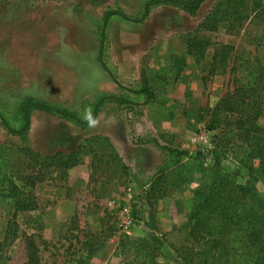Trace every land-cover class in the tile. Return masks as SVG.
<instances>
[{"label": "rangeland", "instance_id": "1", "mask_svg": "<svg viewBox=\"0 0 264 264\" xmlns=\"http://www.w3.org/2000/svg\"><path fill=\"white\" fill-rule=\"evenodd\" d=\"M149 1L0 0V264H132L147 255L200 264L197 191L223 173L242 185L258 167L235 119L211 132L206 121L246 77L232 68L264 43V0H204L192 12L153 5L145 16ZM108 12L119 15L105 24ZM224 46L227 70L213 72ZM145 86L149 104L136 93ZM100 101L91 126L39 110L22 134L5 126L22 129L25 103L88 122ZM257 125L264 129V113ZM258 190L264 197V180ZM13 195L36 210L16 214Z\"/></svg>", "mask_w": 264, "mask_h": 264}, {"label": "trees", "instance_id": "2", "mask_svg": "<svg viewBox=\"0 0 264 264\" xmlns=\"http://www.w3.org/2000/svg\"><path fill=\"white\" fill-rule=\"evenodd\" d=\"M204 0H150L145 6V16L153 5L173 4L192 12L199 8ZM264 13V9H263ZM119 15L108 12L105 24L109 19ZM264 24L263 14L256 15ZM205 23L202 25L204 26ZM104 35H102L103 39ZM264 39V36H262ZM257 54L253 60H242L232 72L242 71L246 77L235 86L232 93L223 98L210 112L206 121L207 131H214L226 124L230 119H235L248 142L252 144L251 155L258 160V167L251 169L250 176L242 185H237L230 176L223 173L217 181L209 186H204L197 191L195 203L191 214L192 236L205 241L207 250L201 253L200 264H264V197L258 190L259 180H264V129L257 125V121L264 113V43H258ZM262 49V50H261ZM191 53V51H189ZM204 49L196 54L203 58ZM231 48L222 47L213 57L212 71L224 74L228 67ZM100 64L105 71L109 69L100 52ZM216 65V67H215ZM139 94L146 96V104L154 101L153 91L149 86L139 90ZM102 101H100L91 116L90 121L82 122L75 115L67 111H60L46 103H25L21 107L24 125L21 130L11 129L5 125L11 134L19 135L29 130L31 112H56L62 116L76 121L84 126L95 124ZM178 155H187L185 152ZM75 155H70L71 163L68 167L75 166ZM13 195L16 206L15 213H24L36 210L37 206L30 197L20 198ZM12 198V196H11ZM150 244V243H148ZM141 257V255H137ZM138 257V258H139ZM154 255H147L142 261L132 264H155ZM149 258V259H148ZM193 264L192 261L189 263Z\"/></svg>", "mask_w": 264, "mask_h": 264}, {"label": "built area", "instance_id": "3", "mask_svg": "<svg viewBox=\"0 0 264 264\" xmlns=\"http://www.w3.org/2000/svg\"><path fill=\"white\" fill-rule=\"evenodd\" d=\"M130 198H132V195H129ZM129 214V207H125L123 209V215H128Z\"/></svg>", "mask_w": 264, "mask_h": 264}]
</instances>
